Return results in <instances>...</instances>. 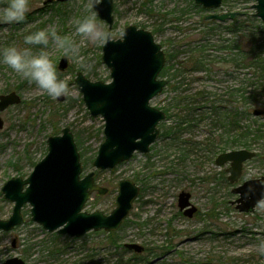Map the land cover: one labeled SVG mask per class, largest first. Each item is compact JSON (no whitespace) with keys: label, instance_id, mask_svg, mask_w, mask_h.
I'll use <instances>...</instances> for the list:
<instances>
[{"label":"rangeland","instance_id":"374dc122","mask_svg":"<svg viewBox=\"0 0 264 264\" xmlns=\"http://www.w3.org/2000/svg\"><path fill=\"white\" fill-rule=\"evenodd\" d=\"M5 2L0 0V8ZM87 2L29 0L31 11L23 23H0V48L25 47V35L55 27L58 34L80 45V59L92 65L85 70L79 60L50 44L46 51L58 75L70 84L67 98L52 100L0 64V95L17 91L22 98L20 104L0 111L4 119L0 219H8L14 206L5 199L3 184L11 177H28L47 154L48 137L61 134L65 126L74 132L82 176L95 171L97 183L108 187L106 194H92L85 211L110 213L122 179L135 182L139 195L118 230H90L81 236L45 229L32 219V205L26 203L23 222L9 231L0 230V256L20 257L28 264H264L257 250L264 239V203L241 212L234 203L239 194L232 192L244 181L264 176V72L242 59L235 64L246 41L239 25L245 22V28L258 34L264 44V22L254 15L256 0H223L217 9L204 8L194 0H113V26L97 17L112 38L121 37L128 25L151 31L166 54L160 77L168 82L151 100L152 106L166 112L159 136L148 153L137 151L114 169L93 166L105 120L90 114L75 81L77 71L91 80L111 81L110 68L102 61L103 45H89L75 33L73 21L86 14ZM228 11L242 13L232 20L207 18ZM257 55L263 61L264 47ZM63 57L69 65L60 70ZM259 86L263 94L256 95ZM256 109L263 113L255 115ZM229 110L243 112L239 123L243 128L230 122ZM245 126L253 131L252 141H239L247 144L238 141ZM241 148L256 155L244 163L238 182L231 183L229 164L218 166L215 160L220 153ZM183 191L191 193V203L197 207L192 217L179 207ZM127 243L140 244L144 250L136 252Z\"/></svg>","mask_w":264,"mask_h":264},{"label":"water","instance_id":"95a60500","mask_svg":"<svg viewBox=\"0 0 264 264\" xmlns=\"http://www.w3.org/2000/svg\"><path fill=\"white\" fill-rule=\"evenodd\" d=\"M222 1L195 0L209 9L219 8ZM113 7V0H105L98 8V17L109 27L114 23ZM253 8L254 15L264 22V0H256ZM241 13H214L207 18L232 20ZM102 61L110 68L111 81L91 80L82 71H77L75 81L90 114L101 115L105 120L104 139L93 165L96 169H114L129 161L136 151L148 153L159 136L158 125L166 118V112L152 106L151 100L168 82L159 78L166 54L151 31L128 25L121 37L112 38L103 45ZM68 65V58L63 57L59 69L65 70ZM20 102L21 96L16 91L1 94L0 111ZM262 113L260 109L254 110L255 115ZM3 126L4 120L0 116V129ZM47 143V154L36 163L28 177H11L3 184L1 191L14 206L8 219H0V230L9 231L23 222L22 208L26 203L32 205V219L49 231L81 236L90 230H118L133 209L140 187L130 179H122L115 207L110 213L83 211L94 192L106 194L108 187L95 181V171L81 176L83 163L70 126H65L61 134L50 135ZM255 155V151L241 148L220 153L215 161L218 166L229 163L226 168L228 179L236 183L242 176L244 163ZM232 192L239 194L234 203L241 212L253 211L259 203H264V176L248 179L235 186ZM178 204L187 216L192 217L197 211L191 203L190 192H181ZM125 245L136 252L144 250L140 244ZM5 264L28 263L20 257H12Z\"/></svg>","mask_w":264,"mask_h":264},{"label":"clouds","instance_id":"9594fccd","mask_svg":"<svg viewBox=\"0 0 264 264\" xmlns=\"http://www.w3.org/2000/svg\"><path fill=\"white\" fill-rule=\"evenodd\" d=\"M104 2L88 0L85 5L86 14L73 21L76 35L92 46L105 45L112 39L111 33L97 19L98 8ZM30 11L29 0H6L0 8V23L21 24ZM23 44L25 47L11 44L0 48V64L6 65L29 84H34L52 100L67 98L70 95V84L68 78L58 75L46 51L50 44L62 49L65 56L79 60L85 70L91 69V63H84L80 59V45L68 36L58 34L55 27L30 32L24 36ZM257 250L259 255L264 256V239L259 241ZM7 259L6 256H0V264H5Z\"/></svg>","mask_w":264,"mask_h":264},{"label":"trees","instance_id":"16d2710c","mask_svg":"<svg viewBox=\"0 0 264 264\" xmlns=\"http://www.w3.org/2000/svg\"><path fill=\"white\" fill-rule=\"evenodd\" d=\"M245 25H246L245 22H244V25L243 24L239 25V27H241L239 30L240 31L239 33L243 34V36L245 37L244 39H246V41H244L245 43L243 44L242 50L240 51L241 58L236 59L235 64L237 65L244 60V62L246 61L248 64H256V68H258V69L261 68V70H262L261 72H264V65L260 66V64H264V59H263V61H261L259 59V57L257 58V56H258L257 54H259L261 48L264 47V44H262V42H261L262 45L260 44V41H262V39L254 31L252 32L251 29L245 28ZM247 41H248V43H246ZM235 46L239 47V43L238 44L236 43ZM241 59H242V61H241ZM161 74H163V70L161 71ZM260 88H261L260 91H255L256 95H259L261 93L263 94V92H261V91H263V88L262 87H260ZM244 97L247 98L246 96H244ZM226 116L228 119H231L230 122L232 121L234 126L243 128V126L239 125L240 117L242 118L243 112H240V115H239L238 111L229 110L227 112ZM245 128L246 129L244 130V132L240 133L241 135L239 134L240 138L238 139V141L241 139H244V140H248L251 143L252 139H251L250 135L253 133V131H252L251 127L245 126ZM262 132H264V130ZM240 143L247 144L246 142H240ZM246 146H248V145H246Z\"/></svg>","mask_w":264,"mask_h":264},{"label":"flooded vegetation","instance_id":"af4514ba","mask_svg":"<svg viewBox=\"0 0 264 264\" xmlns=\"http://www.w3.org/2000/svg\"><path fill=\"white\" fill-rule=\"evenodd\" d=\"M16 92H17V91H16ZM17 93H18V92H17ZM4 94H6V93H4ZM18 94H19V93H18ZM19 95H20V94H19ZM21 102H22V98H21ZM21 102H20V103H21ZM20 103H19V104H20ZM15 105H17V104H15ZM11 106H14V105H11ZM11 106H9V107H11ZM9 107H8V108H9ZM8 108H7V109H8ZM5 110H6V109H5ZM3 120H4V119H3ZM243 168H244V166H243Z\"/></svg>","mask_w":264,"mask_h":264}]
</instances>
